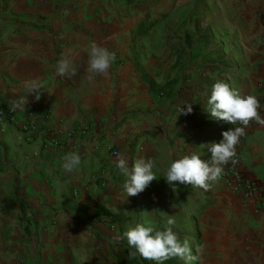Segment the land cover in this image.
Segmentation results:
<instances>
[{
  "label": "crops",
  "instance_id": "crops-1",
  "mask_svg": "<svg viewBox=\"0 0 264 264\" xmlns=\"http://www.w3.org/2000/svg\"><path fill=\"white\" fill-rule=\"evenodd\" d=\"M249 4L243 8L254 21L240 41L247 68L237 90L257 97L264 75V0ZM144 16L141 4L125 0H0V102L26 95L28 101L17 109L18 122L0 121V216H23V229L39 235L31 236V244L42 255L26 256V264H100L95 247L104 248L114 236L107 218L95 217L96 202L112 209L109 173L117 168L111 151L122 154L126 146L135 152L169 119L154 100L150 79L130 66ZM91 42L115 53L108 77L87 78ZM64 54L75 60L76 75L70 78L56 75ZM121 59L123 65L115 62ZM28 80L41 84L39 101L27 94ZM29 109L27 131L21 122ZM260 112L264 117V109ZM243 140V167L264 180V127L251 123ZM70 151L79 152L82 161L71 173L62 167ZM219 185L222 206L207 213L213 223L220 219L227 234L211 243L212 254L220 244L224 264H264V210ZM29 246L17 248L18 255H27Z\"/></svg>",
  "mask_w": 264,
  "mask_h": 264
},
{
  "label": "rangeland",
  "instance_id": "rangeland-1",
  "mask_svg": "<svg viewBox=\"0 0 264 264\" xmlns=\"http://www.w3.org/2000/svg\"><path fill=\"white\" fill-rule=\"evenodd\" d=\"M125 1L143 6V23L148 27L134 41L132 49L136 56L130 66L142 72L146 81L150 79L154 100L162 103V112L169 119L156 128L147 141L140 142L141 146L135 152L122 147L129 167L140 157L154 160L153 172L157 179L145 191L127 197L123 190L126 178L118 168L114 172L116 175L109 173L115 190L111 210L121 216V223L111 222L106 217L104 222L114 236L104 248L95 247L101 257L99 263L119 264L117 244L127 243L124 232L137 223L163 230L168 218L164 213H167L175 217L173 230L181 241L189 240L193 254L197 256L190 264H224L220 244L216 255L212 254L210 245L213 241L220 243L227 230L219 218L215 223L210 221L207 213L209 209L222 206L220 183L215 182L209 191H203L179 182L170 186L164 178L172 160L193 152L203 160H210L211 153L203 145L219 143L223 139L222 132L228 129L229 123L210 117L207 99L217 81L238 88V79L247 68L244 46L240 41L245 36L244 29H252L254 21L253 14L243 6L248 3L251 6L253 0ZM115 62L123 65L125 61ZM185 102L192 104L193 111L179 115L177 109ZM24 219L23 216H0V264H26L27 257H41L43 250L31 244L32 237L38 238L39 235L31 233L26 225L23 229L19 222L25 223ZM24 244H30L28 254L20 256L17 248ZM179 260L185 264L184 260ZM145 261L156 264L155 261Z\"/></svg>",
  "mask_w": 264,
  "mask_h": 264
},
{
  "label": "clouds",
  "instance_id": "clouds-1",
  "mask_svg": "<svg viewBox=\"0 0 264 264\" xmlns=\"http://www.w3.org/2000/svg\"><path fill=\"white\" fill-rule=\"evenodd\" d=\"M88 61L86 73L88 79L95 76H109V70L115 59V53L106 47L100 46L96 42H91L86 49ZM75 60L71 54H64L55 65L56 75L59 77H72L76 75L74 67ZM24 88L29 93H35V100L41 98L42 86L38 80H28L24 82ZM27 95L18 100L12 101L10 110L15 111L27 105ZM262 105L254 95H242L237 89L230 87L228 83L217 81L212 85L211 94L207 99V112L215 120L224 121L231 125H239L222 132L223 139L208 145L211 153L210 160H203L201 156L192 153L181 158L172 160L165 170V181L167 184H183L193 188L209 191L212 184L219 181L224 172V166L231 164L235 167L239 161L237 157V146L241 138L246 135V129L255 122L264 127V117L259 111ZM179 115L192 113V104L185 102L178 107ZM38 154V153H37ZM113 163L120 173L126 178L123 190L127 197L137 196L156 180L153 172L154 160L151 158H137L132 166L121 153H114ZM62 167L65 172L78 170L81 165V155L79 152L70 151L62 157ZM166 227L157 230L144 223H137L124 232L129 248L135 249L130 255L139 254L145 260L155 261L156 264H164L172 258H180L185 264L197 259L185 238L181 241L177 232L173 230L176 220L174 216L168 215Z\"/></svg>",
  "mask_w": 264,
  "mask_h": 264
},
{
  "label": "built area",
  "instance_id": "built-area-1",
  "mask_svg": "<svg viewBox=\"0 0 264 264\" xmlns=\"http://www.w3.org/2000/svg\"><path fill=\"white\" fill-rule=\"evenodd\" d=\"M257 98L259 99L262 108L259 111L264 109V75L257 84ZM11 103L2 101L0 102V121L6 122H18L17 110H10ZM28 120H23L21 122L22 128L29 130L30 120L29 117L32 114V111L27 110ZM56 142V141H55ZM243 137L239 145L237 146V159L239 163L233 167L231 164L224 166V172L222 177L217 181L218 183H223L227 186L228 189L233 191L236 194H239L243 197L245 201L250 202L257 209L264 210V180L252 177L247 173V170L242 165V150H243ZM111 153H118L117 149H112Z\"/></svg>",
  "mask_w": 264,
  "mask_h": 264
},
{
  "label": "trees",
  "instance_id": "trees-1",
  "mask_svg": "<svg viewBox=\"0 0 264 264\" xmlns=\"http://www.w3.org/2000/svg\"><path fill=\"white\" fill-rule=\"evenodd\" d=\"M148 27L144 26L143 20L140 23L139 35H143L147 31ZM96 212L95 217L99 220L100 215L108 217L109 221H116L118 224L121 223V216L113 213L110 209L104 207L101 203H95ZM117 247L120 249L118 256L119 264H149L139 254L130 255L135 249L129 248L128 243H118ZM164 264H182L179 258H172L164 262Z\"/></svg>",
  "mask_w": 264,
  "mask_h": 264
}]
</instances>
